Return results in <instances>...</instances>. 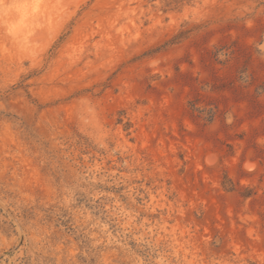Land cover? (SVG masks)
Here are the masks:
<instances>
[{
	"label": "rangeland",
	"instance_id": "obj_1",
	"mask_svg": "<svg viewBox=\"0 0 264 264\" xmlns=\"http://www.w3.org/2000/svg\"><path fill=\"white\" fill-rule=\"evenodd\" d=\"M0 264H264V0H0Z\"/></svg>",
	"mask_w": 264,
	"mask_h": 264
}]
</instances>
